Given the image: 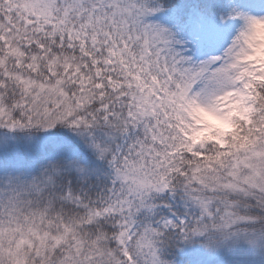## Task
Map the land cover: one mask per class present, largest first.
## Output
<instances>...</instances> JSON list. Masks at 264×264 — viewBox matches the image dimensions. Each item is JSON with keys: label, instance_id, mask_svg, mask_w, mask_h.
I'll return each instance as SVG.
<instances>
[{"label": "snow or ice", "instance_id": "obj_1", "mask_svg": "<svg viewBox=\"0 0 264 264\" xmlns=\"http://www.w3.org/2000/svg\"><path fill=\"white\" fill-rule=\"evenodd\" d=\"M0 264H264V0H0Z\"/></svg>", "mask_w": 264, "mask_h": 264}]
</instances>
